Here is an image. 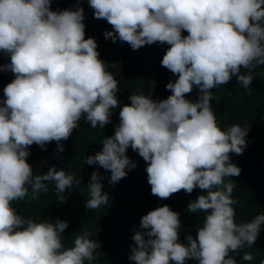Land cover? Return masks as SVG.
Here are the masks:
<instances>
[{
    "label": "clouds",
    "instance_id": "obj_1",
    "mask_svg": "<svg viewBox=\"0 0 264 264\" xmlns=\"http://www.w3.org/2000/svg\"><path fill=\"white\" fill-rule=\"evenodd\" d=\"M94 18L106 20L112 31L105 39L127 43L133 50L155 43L168 49L161 65L178 78L166 85L171 95L153 100L141 89L119 111L114 135L104 138L102 151L89 156L118 183L137 164L126 155L131 148L147 164L151 194L168 199L183 190L205 194L187 205L189 213H206L196 238L180 242L179 214L168 205L141 217L134 229L128 259L132 264H237L235 256L251 248L264 225V214L237 224L233 182L241 169L230 153L242 155L248 129L218 126L210 101L211 89L233 77L249 89L253 70L264 66V0H88ZM52 0H0V52L10 63L0 71L14 79L0 100V264H92L98 245L83 232L65 248L63 220L35 222L14 209V201L39 199L55 185L57 201L79 181L51 167L33 175L27 163L32 145L57 142L59 153L83 117L91 128L110 123L120 107L118 82L99 59L97 43L85 39L84 9L51 10ZM186 31L187 36H182ZM247 74H241V69ZM152 81L151 87H155ZM199 91L195 102L187 94ZM103 177L94 171L87 189V210L107 204ZM31 189V193H29ZM243 261H252L244 252ZM264 264V260L260 262Z\"/></svg>",
    "mask_w": 264,
    "mask_h": 264
},
{
    "label": "trees",
    "instance_id": "obj_2",
    "mask_svg": "<svg viewBox=\"0 0 264 264\" xmlns=\"http://www.w3.org/2000/svg\"><path fill=\"white\" fill-rule=\"evenodd\" d=\"M80 7L84 9L85 39L93 38L96 41L99 59L105 62L107 70L118 82L117 99L120 107L112 109L110 123L103 129L99 126L91 128L82 117L79 127L73 130L70 138L60 142L64 148L63 153L57 151L55 141L46 144L45 150L35 144L30 146L27 163L32 166L33 175H42L49 168L55 167L79 181L73 184L72 190H66L65 202L57 201L55 185L50 183L49 191L40 193L39 199L30 203L27 198L14 201L12 206L18 215L35 222H54L57 219L67 222L69 227L62 234L65 248L73 246L76 235L90 233L89 239L98 245L94 253L98 258L92 264H132L128 259L133 246L132 236L135 234L134 229L140 230L142 216L157 207L168 205L179 214L180 242L186 244L188 235L196 238V231L203 226L206 215L204 212L189 213L187 205L205 193L196 188L191 194L181 190L163 200L153 196L147 181V164L131 148L126 155L137 167L126 169L127 176L116 184L109 182V171L85 163L89 156L102 151L104 138L114 135V129L119 124L120 108L130 105L131 94H138L142 89L153 100L167 99L171 92L166 90V85L178 77L161 65L168 45L155 43L133 50L130 45L119 40L113 43L104 37L106 31H112L111 25L106 20L94 18L88 0H52L51 4L52 11L76 10ZM187 35L186 31L182 32V36ZM9 63L10 57L0 52V65ZM247 71L242 68L241 74H247ZM252 74L255 79L249 89L242 88L237 78L233 77L227 84L210 90L213 93L210 103L221 130L226 131L232 125L248 129L245 138L247 146L243 154L230 153V162L241 169V174L239 177L225 178V183L231 181L236 184L232 198L238 203L232 207L235 209L237 224L249 222L255 216L264 214V66L257 67ZM14 78L11 72L0 71V100L4 99V87ZM152 81L156 82L154 88L151 87ZM198 95V89L194 88L185 98L195 102ZM94 171L103 177L100 183L109 199L107 204L90 211L86 209L85 203L90 198L87 185ZM244 252H250L253 260L243 261ZM230 255L235 256L237 264H260L264 260V225H261L260 234L251 248L245 247ZM186 264L198 262L189 260Z\"/></svg>",
    "mask_w": 264,
    "mask_h": 264
}]
</instances>
